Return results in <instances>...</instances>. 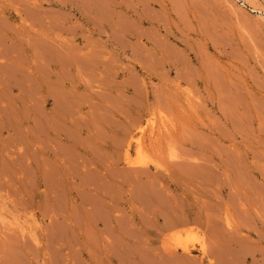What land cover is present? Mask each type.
Masks as SVG:
<instances>
[{"label":"rangeland","instance_id":"374dc122","mask_svg":"<svg viewBox=\"0 0 264 264\" xmlns=\"http://www.w3.org/2000/svg\"><path fill=\"white\" fill-rule=\"evenodd\" d=\"M263 116L264 0H0V264H264Z\"/></svg>","mask_w":264,"mask_h":264},{"label":"bare ground","instance_id":"6f19581e","mask_svg":"<svg viewBox=\"0 0 264 264\" xmlns=\"http://www.w3.org/2000/svg\"><path fill=\"white\" fill-rule=\"evenodd\" d=\"M71 67V66H70ZM213 77V76H212ZM81 80V79H80ZM232 81V80H231ZM226 85V84H225ZM90 87V86H89ZM227 91V90H226ZM219 92H220V90H219ZM228 92V91H227ZM229 93V92H228ZM226 97H228V96H226ZM242 101V100H241ZM234 102V101H233ZM69 103H70V101H69ZM81 103V102H80ZM74 105V104H73ZM78 105V104H77ZM75 107V106H74ZM232 108V107H231ZM68 109V108H67ZM77 109V108H76ZM235 109V108H234ZM43 110V109H42ZM61 110V109H60ZM64 110V109H63ZM62 110V111H63ZM65 111H67V110H65ZM64 111V112H65ZM77 111V110H76ZM237 112V111H236ZM38 113V112H37ZM50 114V113H49ZM66 114H67V112H66ZM42 115V114H41ZM40 115V116H41ZM61 115V114H60ZM78 116V115H77ZM264 117V116H263ZM78 119V118H77ZM136 119V118H135ZM45 122V121H44ZM61 122V121H60ZM172 122V121H171ZM161 124V123H160ZM162 125H164V123L162 124ZM231 125V124H230ZM242 126V125H241ZM61 127V126H60ZM2 128V127H1ZM170 128V127H169ZM168 128V130H170ZM57 129V128H56ZM60 130V129H59ZM166 130V129H165ZM168 130H167V132H168ZM45 131V130H44ZM64 131V130H63ZM246 131V130H245ZM57 132V131H56ZM128 132V131H127ZM166 132V133H167ZM170 132V131H169ZM58 133V132H57ZM123 133V132H122ZM162 134H163V132H162ZM34 135H35V133H34ZM94 135H95V133H94ZM166 135V134H165ZM169 135V134H168ZM167 136V135H166ZM44 137V136H43ZM50 137V136H49ZM131 137V136H130ZM162 137H163V135H162ZM172 137V136H171ZM67 138H69V137H67ZM52 139H53V137H52ZM170 139V138H169ZM50 140V139H49ZM166 140V139H165ZM173 140V139H172ZM40 141V140H39ZM134 141V140H133ZM167 142V141H166ZM3 143V142H2ZM64 143V142H63ZM131 143V142H130ZM164 143V142H163ZM171 143V142H170ZM173 143V142H172ZM124 144V143H123ZM71 145V144H70ZM93 145V144H92ZM113 145V144H112ZM166 145V144H165ZM56 146V145H55ZM61 146V145H60ZM162 146V145H161ZM160 147V146H159ZM1 148V147H0ZM67 148V147H66ZM44 149V148H43ZM142 149V148H141ZM4 150V149H3ZM1 152V151H0ZM100 152V151H99ZM64 153V152H63ZM157 153V152H156ZM51 154H52V152H51ZM70 154V153H69ZM190 154V153H189ZM80 155V154H79ZM192 155V154H191ZM43 156V155H42ZM62 156V155H61ZM94 156V155H93ZM179 156H181V155H179ZM64 157V156H63ZM184 158V157H183ZM37 159V158H36ZM103 159V158H102ZM189 159V158H188ZM191 159V158H190ZM116 160V159H115ZM36 161V160H35ZM102 161V160H101ZM116 162V161H115ZM118 162V161H117ZM100 163V162H99ZM180 163V162H179ZM186 164V163H185ZM3 165V164H2ZM53 165V164H52ZM75 165H76V163H75ZM82 165V164H81ZM36 166V165H35ZM177 166V165H176ZM93 167V166H92ZM50 168V167H49ZM194 168V167H193ZM51 170V169H50ZM130 170V169H129ZM136 171V170H135ZM138 171V170H137ZM140 171V170H139ZM142 171V170H141ZM59 172V171H58ZM60 174V173H59ZM73 174V173H72ZM136 174V173H135ZM152 174V173H151ZM61 175V174H60ZM142 175H143V173H142ZM103 176V175H102ZM121 176V175H120ZM125 176V175H124ZM132 176V175H131ZM162 176V175H161ZM60 177V176H59ZM80 177V176H79ZM83 177V176H82ZM92 177V176H91ZM76 178V177H75ZM132 178V177H131ZM135 178V177H134ZM82 179V178H81ZM124 179V178H123ZM122 179V180H123ZM155 179V178H154ZM63 180V179H62ZM61 180V181H62ZM85 180H86V178H85ZM128 180H129V178H128ZM141 180V179H140ZM146 180V179H145ZM152 180V179H151ZM155 181L156 180H154V183H155ZM46 182V181H45ZM110 182H111V180H110ZM131 182V181H130ZM156 182H158V181H156ZM106 183V182H105ZM126 183V182H125ZM91 184V183H90ZM100 184V183H99ZM140 184H141V182H140ZM139 184V185H140ZM59 185H61V184H59ZM211 185V184H210ZM109 186V185H108ZM130 186V185H129ZM150 186V185H149ZM163 187V186H162ZM93 188H94V186H93ZM92 188V189H93ZM199 188V187H198ZM97 189V188H96ZM95 189V190H96ZM192 189V188H191ZM140 190V189H139ZM213 190V189H212ZM37 191V190H36ZM103 191V190H102ZM195 191V190H194ZM61 192V191H60ZM64 192V191H63ZM9 193V192H8ZM8 193H7V195H8ZM26 193V192H25ZM76 193V192H75ZM113 194V193H112ZM140 194V193H139ZM103 195H104V193H103ZM141 195V194H140ZM161 195V194H160ZM209 195V194H208ZM17 196H19V195H17ZM111 196V195H110ZM136 196V195H135ZM134 196V197H135ZM150 196V195H149ZM167 196V195H166ZM4 197V196H3ZM53 197V196H52ZM65 197V196H64ZM142 197V196H141ZM145 197H147V196H145ZM152 197V196H151ZM17 198V197H16ZM102 198V197H101ZM150 198V197H149ZM2 199V198H1ZM46 199V198H45ZM135 199V198H134ZM95 200V199H94ZM99 200V199H98ZM106 200V199H105ZM104 200V201H105ZM131 200V199H130ZM151 200V199H150ZM3 201V200H2ZM20 201H21V199H20ZM136 201V200H135ZM4 202H5V200H4ZM107 202V201H106ZM154 202H155V200H154ZM6 203V202H5ZM5 203H3V204H5ZM23 203V202H22ZM24 203H26V202H24ZM158 203V202H157ZM176 203V202H175ZM2 204V203H1ZM2 204V205H3ZM27 204V203H26ZM65 204V203H64ZM72 204V203H71ZM110 204V203H109ZM151 204V203H150ZM144 205V204H143ZM187 205V204H186ZM242 205V204H241ZM23 206V205H22ZM161 206V205H160ZM12 207L13 208H11L13 211H17V209L12 205ZM64 207V206H63ZM100 207V206H99ZM175 209H176V206L174 207ZM173 208V209H174ZM177 208H179L178 206H177ZM10 209V210H11ZM26 209V208H25ZM24 209V210H25ZM41 209V208H40ZM153 209H155V208H153ZM181 209H184V208H182L181 207ZM192 209V208H191ZM212 209V208H211ZM96 210V209H95ZM159 210V209H158ZM170 210V209H169ZM193 210H195V208L193 209ZM193 210H187L186 212H182V214L180 215V217H178V218H173V216L171 215L170 216V218L172 219V221L170 222V223H167V225L169 226V225H175V224H180V223H186V222H193V224H195L194 222H196V223H199L200 222V220L202 219L199 215L197 216L196 214L195 215H193ZM19 211V210H18ZM23 211V210H22ZM41 211V210H40ZM46 211V210H45ZM71 211V210H70ZM162 211H164V210H162ZM175 211V210H174ZM173 211V212H174ZM52 212V211H51ZM116 212V211H115ZM178 212V211H177ZM12 213V212H11ZM21 213V212H20ZM44 213V212H43ZM172 213V212H171ZM175 213V212H174ZM71 214V213H70ZM177 214V213H176ZM200 214V213H199ZM25 215V214H24ZM42 215V214H41ZM104 215V214H103ZM193 215V216H192ZM19 216H20V214H19ZM65 216V215H64ZM71 216V215H70ZM179 216V215H178ZM25 217V216H24ZM108 217H109V215H108ZM203 217V216H202ZM16 218V217H15ZM22 218V217H21ZM31 218V217H30ZM49 218V217H48ZM55 218V217H54ZM71 218V217H70ZM43 219V218H42ZM109 219V218H108ZM157 219V218H156ZM90 220V219H89ZM68 221V220H67ZM204 225L207 227L208 226V221H207V218H204ZM202 221V222H203ZM14 222V221H13ZM17 222V221H16ZM75 223H76V221H74ZM164 222V221H163ZM64 223H65V221H64ZM94 223V222H93ZM11 224H13V223H11ZM50 224V223H49ZM77 224V223H76ZM95 224V223H94ZM165 224H166V222H165ZM200 224H202V223H200ZM52 225V224H51ZM62 225V224H61ZM2 226V225H1ZM96 226V225H95ZM215 226V225H214ZM220 226V225H219ZM218 226V227H219ZM5 227V226H4ZM163 227V226H162ZM217 227V226H216ZM221 227V226H220ZM2 228H3V226H2ZM1 228V229H2ZM17 228V227H16ZM76 228V227H75ZM100 228V227H99ZM168 228V227H167ZM202 228V227H201ZM6 229V228H5ZM9 229V228H8ZM14 229H15V226H14ZM36 229V228H35ZM40 229V228H39ZM38 229V230H39ZM114 229V228H113ZM158 229V228H157ZM160 229V228H159ZM170 229V228H169ZM214 229V228H213ZM4 230V229H3ZM32 230V229H31ZM44 229L42 228V230L41 231H43ZM118 230V229H117ZM160 230H162V229H160ZM109 231V230H108ZM206 231V230H205ZM218 231V230H217ZM3 232V231H2ZM1 232V233H2ZM6 232V231H5ZM71 232V231H70ZM87 232H89V231H87ZM103 231H101V233H102ZM111 231H109V233H110ZM167 232V231H166ZM9 233V232H8ZM7 233V234H8ZM13 233V232H12ZM107 233V232H106ZM108 233V234H109ZM120 233V232H119ZM144 233V232H143ZM142 233V235H143V237H145L144 236V234H146V233H144L143 234ZM3 234V233H2ZM5 234V233H4ZM15 234V233H14ZM40 234V233H39ZM39 234H37V233H34V236H33V240L34 241H36L37 242V238H41L43 235H42V233L39 235ZM47 234V233H46ZM74 234H75V232H74ZM99 234V233H98ZM104 234V233H103ZM148 234V233H147ZM154 234V233H153ZM211 234V233H210ZM214 234H216V233H214ZM152 235V234H151ZM206 235V234H205ZM213 235V234H212ZM225 235V234H224ZM16 236V235H15ZM20 236V235H19ZM46 236V235H45ZM59 236V235H58ZM71 236H72V234H71ZM78 236L80 237V238H83V235L82 234H80L79 232H78ZM152 236H154V235H152ZM165 236V235H164ZM215 236V235H214ZM4 237V236H3ZM53 237V236H52ZM62 237V236H61ZM69 237V236H68ZM106 237H107V235H106ZM111 237V236H110ZM146 237H147V235H146ZM205 237V236H204ZM207 237L208 236H206V239H207ZM226 237V236H225ZM6 238V237H5ZM15 237H13L12 236V238L10 237V239H12L11 241H10V243H6V242H4L5 241V239H2L1 238V240H3V242H4V244L6 243V245H10V244H12L11 242H13V243H15L14 245H16V242H14L13 241V239H14ZM17 238H18V236H17ZM24 238V237H23ZM43 238V237H42ZM47 238V237H46ZM112 238V237H111ZM166 238V237H165ZM214 238V237H213ZM215 238H216V236H215ZM218 238V237H217ZM234 238V237H233ZM8 239V238H7ZM20 239V238H19ZM48 239H51L50 238V235H49V238ZM74 239V238H73ZM105 239V238H104ZM108 239H110L109 237H108ZM168 239V238H167ZM32 240V239H31ZM40 240V239H39ZM44 240H45V238H44ZM62 240V239H61ZM60 240V241H61ZM100 240V239H99ZM113 239H111V241H112ZM122 240H124V239H122ZM147 240H149V239H147ZM215 240V239H214ZM23 240H21V242H22ZM50 241V240H49ZM53 241V240H52ZM81 241H83V240H81ZM85 241V240H84ZM102 241V240H101ZM125 241V240H124ZM206 240L204 239V242H205ZM218 241V240H217ZM3 242L1 241V245H0V247H4V244H3ZM42 242V241H41ZM105 242H106V240H105ZM109 242V241H108ZM147 242V241H146ZM154 240L152 241V240H149L148 241V243H147V245L149 246H152L153 244H154ZM100 243V242H99ZM143 243H144V241H143ZM163 243V242H162ZM161 243V244H162ZM213 243V242H212ZM25 244V243H24ZM30 244V243H29ZM41 244V243H40ZM52 244V243H51ZM111 244V243H110ZM119 244V243H118ZM205 244H206V242H205ZM49 245V244H48ZM104 246H105V244H103ZM102 245V246H103ZM123 245V244H122ZM127 245V244H126ZM30 246V245H29ZM53 246H54V244H53ZM77 246V245H76ZM101 246V245H100ZM117 246V245H116ZM124 246V245H123ZM160 246V245H159ZM213 246V245H212ZM211 246V247H212ZM223 246H224V244H223ZM226 246V245H225ZM34 247V246H33ZM39 247H40V245H39ZM155 247V246H154ZM10 248V247H9ZM54 248V247H53ZM64 248H66L65 247V245H64V242L63 241H61L60 242V244H59V249L60 250H62V252H63V250H64ZM83 248V247H82ZM82 248L80 247V249H79V252H82ZM102 248V247H101ZM104 248H108V246L107 247H104ZM122 248V247H121ZM124 248H125V246H124ZM146 248V247H145ZM162 248V250L161 249H159L160 251H158V248H155V249H151L150 251L155 255V257L158 259V257L159 258H161L162 257V254L168 259V258H170V259H173V261H175L174 259H178L179 257H180V259H184L185 257H188L190 254H191V249L187 246V245H183V246H181L180 248H179V250H176V249H174V250H167V249H163V246L161 247ZM206 248L207 247H205V245H202L201 246V248H200V254H201V260H205L206 262H207V264H213V262L211 261V259H210V257L211 256H209L210 254L208 253V251L206 250ZM218 248V247H217ZM227 248V247H226ZM58 249V248H57ZM58 249V250H59ZM116 249V248H115ZM131 249V248H130ZM221 249V248H220ZM52 250V249H51ZM59 250V251H60ZM112 250V249H111ZM121 250V249H120ZM142 250V249H141ZM33 251V250H32ZM213 251V250H212ZM218 251V250H217ZM27 252H29V251H27ZM128 252V251H127ZM143 252V251H142ZM159 252H162V254H159ZM210 253H211V251H209ZM216 252V251H215ZM222 252H223V249H222ZM32 253V252H31ZM47 253H48V251H47ZM59 253V252H58ZM113 253V252H112ZM69 254V253H68ZM225 254V253H224ZM1 255V254H0ZM149 255V254H148ZM111 256V255H110ZM179 256V257H178ZM224 256H226V255H224ZM231 256V255H230ZM36 257V256H35ZM72 257V256H71ZM112 257V256H111ZM118 257V256H117ZM155 257H153V258H155ZM164 257V258H165ZM181 257H183V258H181ZM217 257V256H216ZM19 258V257H18ZM219 258V257H218ZM221 258V257H220ZM21 259H23V258H21ZM25 259V258H24ZM52 259V258H51ZM130 259V258H129ZM152 259V258H151ZM186 259V258H185ZM184 259V260H185ZM193 259V258H192ZM234 259V258H233ZM72 260V259H71ZM134 260V259H133ZM169 260V259H168ZM189 260V259H188ZM187 260V262H189ZM14 261V260H13ZM37 261V260H36ZM83 261H85V260H83ZM118 261H119V259H118ZM140 261V260H139ZM145 261V260H144ZM161 261V260H160ZM172 261V262H173ZM186 261V260H185ZM147 262V261H146ZM154 262V261H153ZM159 262V261H158ZM168 262V261H167ZM176 262L177 261H175V264H176ZM180 263H182L181 261H179ZM233 262V261H232ZM6 263V262H5ZM51 263V262H50ZM160 263V262H159ZM163 263H164V261H163ZM170 263V262H169ZM119 264V263H118ZM122 264V263H121ZM141 264V263H140ZM149 264V263H148ZM173 264V263H172ZM198 264V263H197Z\"/></svg>","mask_w":264,"mask_h":264}]
</instances>
